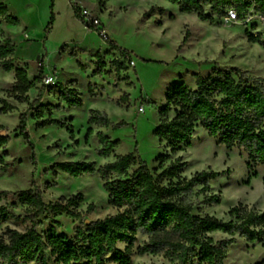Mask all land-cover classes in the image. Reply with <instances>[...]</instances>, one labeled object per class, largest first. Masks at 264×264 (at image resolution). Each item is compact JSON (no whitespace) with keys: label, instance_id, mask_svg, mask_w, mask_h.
Here are the masks:
<instances>
[{"label":"rangeland","instance_id":"1","mask_svg":"<svg viewBox=\"0 0 264 264\" xmlns=\"http://www.w3.org/2000/svg\"><path fill=\"white\" fill-rule=\"evenodd\" d=\"M0 2L19 21L17 26H2L0 44L9 38L15 45V54L10 57L14 68L26 70L29 80L40 79L27 93L28 103H18L16 97L9 94L14 73L2 71L0 62V108L3 103L12 107L7 113H0V126L10 138L0 151L5 165L4 169L0 165V237L7 228L25 232L31 227L29 208L18 201V194L30 189H38L45 204L82 194L84 200L76 211L89 221L115 214L117 211L108 204L107 193L97 174L71 178L51 167L62 162H94L100 167L112 162L115 156L128 154L143 160L151 171L157 170L156 159L160 155L169 156L163 168L181 157L186 163L182 178L188 179L202 171L219 173L209 183L208 191L200 192L201 187H196L185 198L193 204L194 215L206 214L227 222L230 220L228 210L239 204L249 211H264V166L255 165L248 170L247 156L243 152L218 145L200 126L195 130L190 147H182L174 154L153 134L159 122L158 109L164 104L166 91L175 82L182 80L189 89H194L193 76L206 77L213 69L226 72L237 69L250 77L264 79V30L259 18L251 17L244 22L230 18L209 24L199 21L195 14H181L176 5L165 0ZM74 8L79 17L82 11L96 17L110 41L129 54L133 65L95 32L84 27L74 17ZM152 8L161 9L163 13H149ZM204 10L208 13L207 6ZM52 15L54 22L45 33ZM246 31L259 34L262 45L248 42ZM185 34L188 38L182 44ZM98 61L103 64L101 72H98ZM50 73L54 74L55 84L46 87L42 84L43 76ZM60 85L76 90L82 101L80 108H68L59 101ZM89 85L93 86L95 97L90 96ZM40 91V105L58 107L50 115L44 114L43 119L50 117L65 122L64 127L35 128V120H32L35 109H30L29 105ZM121 97L126 101L117 106ZM90 110L104 112L112 124L122 122L123 125L92 126L93 133L87 136ZM21 113L27 115L26 130L32 147L17 136ZM97 132L118 141L108 159L97 155L100 148L95 137ZM211 196L217 197L219 203L205 202ZM89 205H93L91 213L87 212ZM35 221L40 223L38 232L58 222L57 231L69 238L80 224L65 215L54 217L50 213H44ZM210 237L215 243L232 242L226 251L225 264L264 261V238L250 244L237 234L214 233ZM143 240L144 237H138L136 246ZM46 256L49 264H55L48 252ZM131 264L169 263L159 256L133 255Z\"/></svg>","mask_w":264,"mask_h":264},{"label":"trees","instance_id":"2","mask_svg":"<svg viewBox=\"0 0 264 264\" xmlns=\"http://www.w3.org/2000/svg\"><path fill=\"white\" fill-rule=\"evenodd\" d=\"M165 1L176 5L181 14H195L199 21L209 24L231 17L238 22L257 17L264 30V0ZM206 6L208 13L204 10ZM154 11L163 13L161 9L154 8L149 13ZM73 13L89 31L99 32L94 24L83 22L77 9L74 8ZM53 22L52 15L45 33L50 31ZM18 24V19L0 2V36L3 35V25ZM245 36L248 42L262 45L259 34L246 31ZM187 38L185 34L182 44ZM106 43L112 50L120 52L122 57L129 58L126 51L110 40ZM14 54L15 45L5 38L0 44L1 69L6 73L13 71L14 83L9 94L16 97L18 103L26 104L27 93L40 79L36 77L29 80L26 70L14 68L10 59ZM97 64L98 72H101L103 64L100 61ZM193 77L194 89H189L180 80L166 91L164 104L158 109L159 122L153 131L157 140L165 143L169 153L174 154L182 147H190L195 130L200 126L218 145L243 152L247 156L248 170L255 165L264 166V79L250 77L237 69L230 72L213 69L206 77L200 74ZM88 89L90 96L95 97L93 86L89 85ZM41 97L40 91L29 105L30 109H35L32 115L35 128L51 125L64 127L65 122L50 117L43 119L44 114L50 115L58 107L40 105ZM58 99L68 108L82 106L76 90L70 87L60 85ZM123 101H126L125 97H121L116 105L119 106ZM11 109L10 105L3 103L0 113L5 114ZM18 122L17 136L32 147L26 130V113L19 115ZM87 125L88 136L93 133L92 126L115 128L123 123L112 124L106 113L90 110ZM69 133L72 137V132ZM95 137L100 145L98 157L108 159L118 141H111L102 132L95 133ZM9 142L5 129L0 126V151ZM168 158V155L157 157V170H161L160 173L149 170L143 160L132 154L115 156L112 162L100 167H96L94 162L54 164L51 170L71 178L97 174L107 193L108 204L117 212L100 220L89 221L76 211L84 200L82 194L61 197L56 202L45 204L38 189L21 191L18 201L29 208L31 227L25 232L9 228L5 230L3 237H0V264H49L46 252L55 264H131L133 255L159 256L169 264H225L226 251L232 242L224 240L215 243L211 234H237L250 244L262 241L264 211H249L239 204L228 210L230 220L227 222L206 214L194 215L193 204L185 198L196 187H201L200 192L208 191L209 183L219 173L202 171L188 179L182 178L186 163L178 157L163 168ZM0 165L5 168L4 156L1 154ZM133 167L135 169L130 172ZM205 202L219 203L215 196L207 198ZM92 211L93 205H89L87 212ZM44 213L54 217L65 215L80 221V224L75 228L72 238L57 231L60 227L58 222H52L45 231L38 232L40 223L35 220ZM138 237H144L145 240L136 246ZM256 264H264V261Z\"/></svg>","mask_w":264,"mask_h":264},{"label":"built area","instance_id":"3","mask_svg":"<svg viewBox=\"0 0 264 264\" xmlns=\"http://www.w3.org/2000/svg\"><path fill=\"white\" fill-rule=\"evenodd\" d=\"M81 19L83 20V22L85 24H94L95 26H97L99 32L96 33V34L103 40V42H107V41L110 40L107 37L108 35L104 32V29L101 26V24L99 23L98 19L96 17H93V15L90 12H88V11H82V13H81ZM127 60L129 61L130 65H133V62L129 58ZM55 80L56 79H55L53 73L45 74L43 76L42 84L44 86H46V87H50L53 84H55Z\"/></svg>","mask_w":264,"mask_h":264},{"label":"crops","instance_id":"4","mask_svg":"<svg viewBox=\"0 0 264 264\" xmlns=\"http://www.w3.org/2000/svg\"><path fill=\"white\" fill-rule=\"evenodd\" d=\"M73 15H74V13H73ZM74 17H75V16H74ZM32 77H33V76H32ZM33 78H34V77H33ZM33 78H32V79H33Z\"/></svg>","mask_w":264,"mask_h":264}]
</instances>
